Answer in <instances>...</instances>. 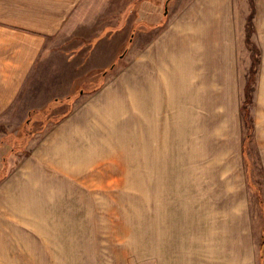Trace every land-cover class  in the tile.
Wrapping results in <instances>:
<instances>
[{
  "label": "rangeland",
  "instance_id": "rangeland-1",
  "mask_svg": "<svg viewBox=\"0 0 264 264\" xmlns=\"http://www.w3.org/2000/svg\"><path fill=\"white\" fill-rule=\"evenodd\" d=\"M76 1L0 0V249L11 250L0 251V259L5 253L14 261L0 264H264V0H229V72L222 107L205 120L211 132L194 134V119L180 113L159 119L158 127L157 118H143L140 135L133 115L119 119L116 104L88 120L93 136H111L108 152L83 156L65 146L51 155L45 146L56 128L110 80L133 76L136 50L188 20L190 31L198 28V0H86L82 7ZM252 3L251 38L261 62L249 105L253 135L244 140ZM60 18L58 29L48 25ZM7 34L59 35L45 39L21 76ZM75 34H95L93 46L108 34L128 42L111 68L99 70L87 39ZM126 96L133 106L134 94Z\"/></svg>",
  "mask_w": 264,
  "mask_h": 264
},
{
  "label": "crops",
  "instance_id": "crops-1",
  "mask_svg": "<svg viewBox=\"0 0 264 264\" xmlns=\"http://www.w3.org/2000/svg\"><path fill=\"white\" fill-rule=\"evenodd\" d=\"M75 3L82 7L84 3L88 5L89 2L77 0ZM197 4L199 6L198 28H192V31H190L191 20H188V18H191L190 13H192V16L195 14L194 7L192 12L189 10L188 12L190 13L184 14L182 22L188 20V24H184L182 28H178V26L172 27V29L164 32L165 34H161L158 39L154 40L149 47L142 51L136 50L134 65L129 71L130 74L133 73V78L131 77L127 80L124 77H118L110 80L103 91L97 94L92 102L78 107L73 115L70 118L68 117V120H65L56 128L53 139L45 146L47 149H50L51 155L53 152L55 154L59 149L62 150L65 146L68 149L73 147L79 155L83 156L87 155L90 151L95 154L104 150L108 152L107 141L111 140V136L109 139L105 137V134L98 135L97 138L93 136V134L87 131L90 123L88 120L90 114H93L94 118L100 117L104 115L105 110H108L110 107L111 109L114 106L116 107V104H119L117 108L121 107L122 109L119 111V119H122V114L125 112L133 115L140 135L143 133V118H149L151 123L157 118L156 124L158 127L159 119L173 118L175 114L178 115L180 113H182L183 118L188 119L190 117L194 119V134L206 135L213 130L212 126H208L209 124L205 120L211 108L213 109L214 107V110H216L218 107H222L221 87L223 86L224 69H226L227 73L229 72L228 63L224 60V57H226V54H224V47H226L224 34L229 35V27L227 25L229 21V0H198ZM74 5L70 7L71 10L74 8ZM76 16H78L77 12ZM81 17V22H84L85 17L82 12ZM61 18L59 20L49 19L48 25L55 27V30L58 29V23L62 22ZM46 26V29L52 30ZM38 27L41 28L43 26L38 25ZM224 28H226L225 32ZM58 35H6L9 39L7 42L12 44L13 53L16 54V64L18 66L23 64L18 67L19 70H22L21 76H24L28 71L32 56L41 54L43 51L45 39L47 37L56 38ZM75 35L87 39L86 45L95 36V34ZM116 35L108 34L106 37L99 38L95 46L88 45L91 47L90 55L92 57L90 61L92 67L106 70L114 63L113 60L116 61L120 57V49L123 48V45L125 46L128 40L125 39L122 42L113 40ZM2 38L5 39L4 37ZM229 39L230 35L228 41ZM76 47L79 48L78 43ZM224 63L225 67L223 66ZM128 81H130V85ZM227 83L228 86L231 85L229 80ZM18 87L17 90L16 87H13L14 93L18 92ZM217 89H219V93ZM128 90L134 94L133 106L131 107L129 106L130 100L126 96V91ZM71 92L72 90H68L65 97ZM213 101L214 104L212 103ZM83 123L88 124L84 125ZM97 124L105 125L102 121ZM113 125L116 128L120 127V121H116ZM187 125H190V123ZM188 129L190 130L189 126ZM241 152L243 154V146ZM51 155H49V159L52 160V163H57L51 158ZM2 243L6 244L9 241ZM20 246V243L13 242V252L21 253ZM41 246L46 247V242H43ZM0 251L4 252L5 250L2 251L0 249ZM5 252L11 253V250L8 249ZM43 252L45 253L44 250ZM19 260L25 261L27 259ZM11 262L14 261L10 257H7V254L2 253L0 263Z\"/></svg>",
  "mask_w": 264,
  "mask_h": 264
},
{
  "label": "trees",
  "instance_id": "trees-1",
  "mask_svg": "<svg viewBox=\"0 0 264 264\" xmlns=\"http://www.w3.org/2000/svg\"><path fill=\"white\" fill-rule=\"evenodd\" d=\"M251 2H254V0H251ZM254 16H255V5L254 3H252V11L248 15L247 21H246V43L248 47L250 48V50L252 51V57H251V65L249 69V74H248V77L246 79V83L244 86L245 98L241 105L243 121H244V124L247 126V129L244 135V140L250 139L253 135L254 124H253V118L250 113L249 105L253 103V91L255 87L254 85L256 83V75H257V71L259 68V64L261 62L260 49L257 46V44L253 42L251 38L252 33L254 32V23H253ZM112 66L113 64L109 68H111ZM58 100H61V99H58ZM31 114L32 112H30V115Z\"/></svg>",
  "mask_w": 264,
  "mask_h": 264
}]
</instances>
